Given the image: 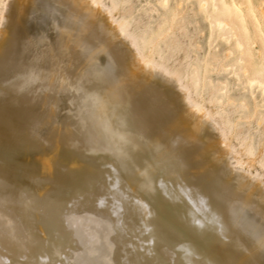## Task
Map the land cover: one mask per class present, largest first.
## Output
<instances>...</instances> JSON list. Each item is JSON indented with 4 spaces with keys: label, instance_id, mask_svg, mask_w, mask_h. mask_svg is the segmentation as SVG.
Segmentation results:
<instances>
[{
    "label": "bare ground",
    "instance_id": "obj_1",
    "mask_svg": "<svg viewBox=\"0 0 264 264\" xmlns=\"http://www.w3.org/2000/svg\"><path fill=\"white\" fill-rule=\"evenodd\" d=\"M25 1L2 2L0 45L13 35ZM71 1L88 20L86 37H100L96 57L104 61L109 54L117 77L96 72L74 80L68 70L71 75L51 81L58 129L50 121L19 125L15 104L0 119V264H264V235L242 206L240 212L229 208L221 190L226 181L264 209V179L250 168L233 172L229 160L241 165L240 157L187 86L214 87L222 95L217 104L234 105L225 82L213 85L212 76L228 71L242 82L238 106L245 120L254 117V90L264 96V0L257 6L196 0L208 43L218 37L225 45L209 53L201 69L168 66L169 56L159 55L161 45L175 46L181 0L146 35L129 32L124 16L114 18L126 13L116 0L111 8L101 0ZM83 36L78 41L87 44ZM58 54L51 53V72L63 63ZM200 148L221 174L197 176Z\"/></svg>",
    "mask_w": 264,
    "mask_h": 264
},
{
    "label": "rangeland",
    "instance_id": "obj_2",
    "mask_svg": "<svg viewBox=\"0 0 264 264\" xmlns=\"http://www.w3.org/2000/svg\"><path fill=\"white\" fill-rule=\"evenodd\" d=\"M4 1L5 0H0V9L2 8V2ZM35 1L36 0L25 1L22 6L23 9L21 8L18 10L16 21L17 19H20V21L16 22V32L13 30V35L11 34L6 45H0V119L3 118L6 113L9 112L10 107L15 104V106H13V110H11L12 113L17 116L20 114L19 117L22 121L18 119L20 121L19 125L24 122H27L29 125H35L40 121L44 123H49L50 121L51 124H54L51 126L58 129V125L52 121L54 120L53 117L56 114V106L51 100L52 94L49 89L50 82L59 80V78L61 79L70 73L74 76V80H86L88 79V76L94 75L96 72L101 73L103 78L112 80L117 77L116 74H114L116 72V67L114 61L109 57V54L106 53L104 56L100 55L103 56L104 61L99 59L98 56L96 57V51L101 50V45L98 43L100 42V37L98 35H96L95 39V35L93 37H86L90 30L88 26H86L88 25V20L86 19L84 13L79 10L71 0H62V4L61 0H37L36 3H34ZM159 1L160 0H116L118 7L124 8L126 13L123 14L122 11H119V13L114 12V18L119 21L122 19V16H124V21H126L127 25H129V27H127L129 32L134 30L137 35H141L140 33H142V35H146L156 26L166 11L174 8L178 0H168L165 6H162ZM181 1L182 3L180 8L182 7L181 15L183 17L181 21L182 27L174 31L176 37L174 45H180L179 47L173 46L171 49L169 48L165 50L161 45V54L159 55L162 58L169 56V60L165 62L168 66L180 64L187 68L193 65L198 69H201L203 61L207 59L209 53L217 50L218 48L220 49L225 45L218 37H216L211 44L208 43L207 22L202 19L203 16L200 15L201 13L198 11L196 0ZM250 1L255 6L259 4V0ZM27 2H29V4L32 2L31 5L28 6L31 9H28ZM100 2L104 6H109V8H111L110 0H101ZM224 2L229 5L231 0H224ZM42 6L46 11L43 16L40 13V8ZM68 7H72L70 8L72 9V12ZM20 10L21 16L19 15ZM30 10H33V12ZM74 10L75 13L73 12ZM28 11L29 14H27ZM82 26L84 27L82 28ZM83 31L87 32L84 33ZM81 33H83L84 36L83 34L81 35ZM17 34H19V36H15ZM80 36H83V38L86 37L87 39L90 38V40L86 39V41H88L87 44L81 43L78 41L82 38ZM176 41L178 42V45ZM91 42H93V45ZM79 43H81V46L78 45ZM67 44L70 47L69 50ZM89 44L92 45V47H90ZM94 44L96 45L95 48ZM85 45H88V48L90 49H87ZM61 46H65L67 49L65 47L62 48ZM215 46L217 47L214 49ZM63 50L67 53H64ZM110 51L111 55L115 54L113 49ZM51 53L55 55L59 53L58 55L62 56L63 62L60 63V67L58 66L56 71L53 70V72H51V69H53ZM68 58L70 61H68ZM153 59L155 62H161L156 55L155 57L153 56ZM68 70L71 72L69 73ZM219 72L214 75L215 77L212 76L213 85L215 87H219V84L217 83L219 80L225 82L227 84L226 90L228 95L236 98L234 105L222 106L217 104L215 99L222 97V95L221 92L214 87L211 91H208L203 87L194 88L190 85V83H188L187 86L190 97L206 111H208L210 115H215L213 116L212 121L215 119L216 121H213L214 124L221 125H217V127L221 129L223 135L226 133L224 138L226 139L228 137L229 139H226V141H229H227L226 144L231 151L233 150L232 152H234V155H238V157H240L238 158L241 160L240 162L244 163L243 165L242 163L240 165L236 164L234 160H229V162L231 161V166L235 168L233 172L239 173L238 170L249 171L250 168V173H255L254 175L259 176V178L261 176L260 179L262 180L264 179V96H262L258 90H254L257 108L253 113L254 117L246 121V112L241 110L238 106V100L242 95V82H236L235 78L228 74V71H222V73ZM112 73L114 76H112ZM53 75H55V77ZM244 94L246 95V92ZM33 113L36 114L33 115ZM259 114L261 116H259ZM24 116L28 118L29 116H33L30 117L33 119L31 120L30 118H26L25 120ZM35 116H37L36 119ZM258 119H260V123L257 122ZM29 120L31 122H28ZM248 153H251V155ZM199 156L197 159L201 168L198 169L200 170V172L198 171L197 173L198 177L212 178L221 174V170H218L212 162V157L208 154L207 150H201ZM209 156L210 159L208 158ZM228 158H230V156ZM203 159L205 160L203 161ZM225 160L227 159H223V162H225ZM206 161L209 164L211 162L212 163L208 165ZM221 190L225 193L223 195H226V198L224 197V199L229 208L235 210V207L236 211L240 212L242 206L241 210H243V212L241 213L248 221L252 222L255 227H258L259 233L262 232L261 234L264 235V209L257 204L255 199H250L249 197L239 193L236 189L229 186L226 181L222 182ZM225 190L228 194H226ZM233 194L235 196H233ZM233 197L235 200L232 199ZM236 201L241 203L238 204ZM245 205L247 208H245Z\"/></svg>",
    "mask_w": 264,
    "mask_h": 264
}]
</instances>
